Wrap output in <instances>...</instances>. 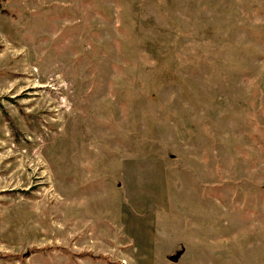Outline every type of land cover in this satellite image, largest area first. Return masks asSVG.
Masks as SVG:
<instances>
[{
    "label": "rangeland",
    "instance_id": "374dc122",
    "mask_svg": "<svg viewBox=\"0 0 264 264\" xmlns=\"http://www.w3.org/2000/svg\"><path fill=\"white\" fill-rule=\"evenodd\" d=\"M0 264H264V0H1Z\"/></svg>",
    "mask_w": 264,
    "mask_h": 264
},
{
    "label": "trees",
    "instance_id": "16d2710c",
    "mask_svg": "<svg viewBox=\"0 0 264 264\" xmlns=\"http://www.w3.org/2000/svg\"><path fill=\"white\" fill-rule=\"evenodd\" d=\"M0 4H1V0H0Z\"/></svg>",
    "mask_w": 264,
    "mask_h": 264
}]
</instances>
